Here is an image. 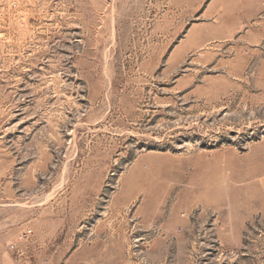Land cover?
<instances>
[{"label": "rangeland", "instance_id": "obj_1", "mask_svg": "<svg viewBox=\"0 0 264 264\" xmlns=\"http://www.w3.org/2000/svg\"><path fill=\"white\" fill-rule=\"evenodd\" d=\"M23 263L264 264V0H0Z\"/></svg>", "mask_w": 264, "mask_h": 264}, {"label": "built area", "instance_id": "obj_2", "mask_svg": "<svg viewBox=\"0 0 264 264\" xmlns=\"http://www.w3.org/2000/svg\"><path fill=\"white\" fill-rule=\"evenodd\" d=\"M33 235V229L30 227H27L25 229H23L20 233H19V238L21 240H28L30 239V237ZM9 249L11 251H13L14 253H16V255L18 257L23 256V251L21 249H19V247H17V245L15 243H12L11 245H9ZM24 264V263H23Z\"/></svg>", "mask_w": 264, "mask_h": 264}]
</instances>
